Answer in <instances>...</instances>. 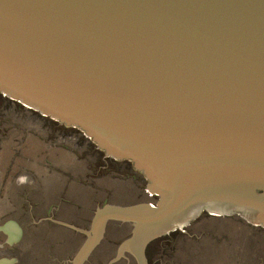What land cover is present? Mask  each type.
<instances>
[{
	"label": "water",
	"instance_id": "1",
	"mask_svg": "<svg viewBox=\"0 0 264 264\" xmlns=\"http://www.w3.org/2000/svg\"><path fill=\"white\" fill-rule=\"evenodd\" d=\"M0 95L146 180L97 208L72 264L108 233L106 264H147L203 214L264 230V0H0Z\"/></svg>",
	"mask_w": 264,
	"mask_h": 264
},
{
	"label": "rangeland",
	"instance_id": "2",
	"mask_svg": "<svg viewBox=\"0 0 264 264\" xmlns=\"http://www.w3.org/2000/svg\"><path fill=\"white\" fill-rule=\"evenodd\" d=\"M0 126L22 127L21 178L32 181L22 184L18 215L10 210L14 193L5 197L1 193L3 186L14 183H3L0 177V220L10 210L9 216L21 223L25 234L23 245L1 251L7 258H18L20 264H72L86 240L80 235L73 241L75 231L88 230L99 206L144 200L145 185L133 179L130 164L108 161L76 130H65L2 97ZM0 138L6 152L5 161L0 158V174L13 175L16 165L7 155L14 149L13 135L7 134L4 139L0 131ZM53 222L58 226L54 227ZM114 236L108 233L102 249L93 252L84 264H99L96 255L100 256V264H106L114 254L110 245ZM147 254V264H264V232L253 231L234 217L219 221L202 217L186 236L161 240Z\"/></svg>",
	"mask_w": 264,
	"mask_h": 264
},
{
	"label": "flooded vegetation",
	"instance_id": "3",
	"mask_svg": "<svg viewBox=\"0 0 264 264\" xmlns=\"http://www.w3.org/2000/svg\"><path fill=\"white\" fill-rule=\"evenodd\" d=\"M0 97L5 98V97H3L1 95H0ZM5 99H7V98H5ZM8 100H10V99H8ZM10 101H12V100H10ZM45 119H47V118H45ZM54 123H56V122H54ZM57 124L58 125H61L59 123H57ZM61 126L65 130H70V129L76 130L77 132H79L80 135H82V137L84 139L88 140L93 145V147L97 150V152L99 154L103 153L101 150H99L96 147V145L94 143H92L89 139H87L85 137V135L81 131H79L78 129L68 128V127H66L64 125H61ZM6 129H8V131H9L8 133H7ZM21 130H22V127H20V126H15V127H10V128L0 126V131L2 132V134L4 136V139H5V136H7V134L8 135H11V134L13 135V139H14V149H13V152L12 153H7V155L9 157L10 161H11V157H13L14 163L16 165L13 168V175L10 174V173H9V175H7L6 172L3 175L0 174V177L3 180V183H5V182H12V183H14L13 186H8V185L7 186H3L2 190H1V193H3L4 197L6 196V194L11 193V191L14 193V197H15L14 207H13V209H10V210H13L15 212V214H18V215L21 214V209H22L21 204H20V200H19L20 195H21L22 184H23V182L24 183H30V182H32L31 181V178L28 179L29 177H26V178L24 177L23 181H22V178H21V168H20V163H19L21 161V159H20V156H21ZM0 141H1V138H0ZM0 148H1L0 158H1V160L5 161L4 157L6 155V152H5V150H2L3 149L2 148V145H0ZM105 157H106V155H105ZM106 159L108 161H111L112 163H116V164L121 163L120 161H115V160L109 159L107 157H106ZM126 163L130 164L129 162H126ZM130 166L132 167L131 164H130ZM8 172H10V171H8ZM132 172H133V179H140V182L142 183V185H145V191L143 192V195L141 194L142 195V198L143 197L149 198L150 196L146 193V180H145V178L143 177V175H141L140 173L136 172L133 169V167H132ZM6 187H7V190H6ZM10 187H12V188H10ZM97 198H100L99 201L102 202V199H101V196L100 195H98ZM152 199H154V198H152ZM105 201H106V199H105ZM10 210L8 212L6 211V213H4V214H9L10 215L11 214V211ZM50 210H53V208H50ZM2 212H4V210H2ZM9 215L4 220H0V264H11L12 262H13V264H20V261H19L18 258H7L6 257V254H4V252L1 253V251H4V249L7 248V247L8 248H10V247H19V246H21V245L24 244L23 242H24V236H25V234H24V230L22 228L21 223L19 221H17L16 218H12ZM202 217H204L206 220H209V221H213V220L214 221L215 220L216 221L217 220L219 221V220H227V219H230V217H213V216H210L208 214H203L200 218H202ZM9 223H13V224L16 225V226H13L12 228H10L11 230H13L12 232L10 231V233H12V236H13V239L12 240L10 239L11 238V235L9 236L3 230V227H5V225H7ZM53 223H54L53 224L54 227L55 226H58V223L57 222H53ZM194 224H195V222L192 223L184 231L183 230L177 231L175 233H172V234H170V235L162 238L161 240H165L166 238H170L171 236H176V235L186 236L190 232V230H191V228L193 227ZM17 226L19 228H21V230H22V236L20 238H18V236H17V233H18L17 232V229H18ZM252 229H253V231L254 230H257V231L261 230L262 232H264L263 229H259V228H255V227H252ZM75 234L76 235L73 236V241H75V239H76L77 236H80V235H82L83 237L85 236L83 234V232H79V231H75ZM161 240H158L157 242L151 244L147 248V250L150 247H152L153 245H155L156 243H158L159 241H161ZM74 244H75V242H74ZM147 255L148 254H147V251H146V258H147Z\"/></svg>",
	"mask_w": 264,
	"mask_h": 264
}]
</instances>
